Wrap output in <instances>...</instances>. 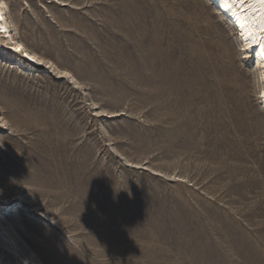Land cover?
I'll return each instance as SVG.
<instances>
[{"label":"rangeland","instance_id":"1","mask_svg":"<svg viewBox=\"0 0 264 264\" xmlns=\"http://www.w3.org/2000/svg\"><path fill=\"white\" fill-rule=\"evenodd\" d=\"M0 1L48 64L0 38V195L21 197L0 215L21 252L36 264H264L263 83L220 11ZM15 258L0 241V264Z\"/></svg>","mask_w":264,"mask_h":264},{"label":"bare ground","instance_id":"2","mask_svg":"<svg viewBox=\"0 0 264 264\" xmlns=\"http://www.w3.org/2000/svg\"><path fill=\"white\" fill-rule=\"evenodd\" d=\"M225 17L223 20L231 25L236 31L237 40L241 43L246 59H252L256 69L259 70V79L263 83V89L258 97V103L264 110V4L259 0H207ZM11 22L4 13L3 2L0 1V38L4 40L10 50L22 53L35 65L48 66L45 61L36 54L26 49L23 43L15 38ZM7 35V36H5ZM2 50L0 45V51ZM5 53V50L4 52ZM8 55V54H4ZM22 63V62H21ZM48 68V67H47ZM14 202L19 201L20 196L15 195ZM0 195V203L10 206L12 198ZM2 207V206H0ZM7 223V221H5ZM19 223V222H18ZM8 223H3L0 215V241L3 247L11 255H14L17 264H36L30 254L21 252L15 236L11 233Z\"/></svg>","mask_w":264,"mask_h":264},{"label":"snow or ice","instance_id":"3","mask_svg":"<svg viewBox=\"0 0 264 264\" xmlns=\"http://www.w3.org/2000/svg\"><path fill=\"white\" fill-rule=\"evenodd\" d=\"M259 2H260L261 4H264V0H259Z\"/></svg>","mask_w":264,"mask_h":264}]
</instances>
